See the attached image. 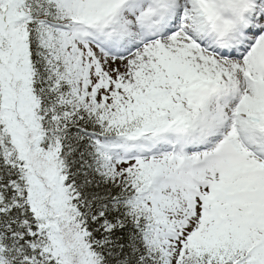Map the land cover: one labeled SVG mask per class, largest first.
<instances>
[{"label": "snow or ice", "instance_id": "obj_1", "mask_svg": "<svg viewBox=\"0 0 264 264\" xmlns=\"http://www.w3.org/2000/svg\"><path fill=\"white\" fill-rule=\"evenodd\" d=\"M0 264H264V0H0Z\"/></svg>", "mask_w": 264, "mask_h": 264}]
</instances>
